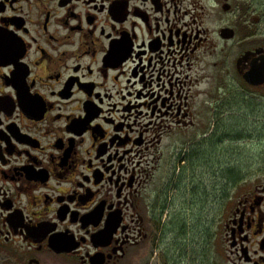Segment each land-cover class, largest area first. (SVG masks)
<instances>
[{
    "label": "flooded vegetation",
    "instance_id": "1",
    "mask_svg": "<svg viewBox=\"0 0 264 264\" xmlns=\"http://www.w3.org/2000/svg\"><path fill=\"white\" fill-rule=\"evenodd\" d=\"M192 7L207 19V0H0V245L23 264H127L147 236L142 149L151 155L165 132L196 119L225 118L218 107L239 85L208 82L207 30L187 23ZM262 24H248L234 76L249 116L255 94L264 98ZM224 29L221 41L239 36ZM231 184L241 194L215 264H264V168ZM52 239L74 246L57 253Z\"/></svg>",
    "mask_w": 264,
    "mask_h": 264
},
{
    "label": "rangeland",
    "instance_id": "2",
    "mask_svg": "<svg viewBox=\"0 0 264 264\" xmlns=\"http://www.w3.org/2000/svg\"><path fill=\"white\" fill-rule=\"evenodd\" d=\"M226 4L231 6L228 11L222 8ZM207 5V19L200 7H192L193 19H187L192 28L207 30V61L200 67L207 70L209 83L219 74L218 82L224 81L233 92L239 85L237 95L218 107L227 111L222 120L196 119L192 128L165 132L158 151L151 155L142 149L139 158L149 178L140 190L139 213L147 236L139 248L130 250L127 264L218 262L227 208L233 203L232 194H241L236 189L239 185L231 183L238 176L264 168V98L255 94L254 114L249 116L243 104L246 93L234 79L237 58L249 47L243 38L248 24H264V0H207ZM221 28H234L239 36L231 42L221 41ZM153 126L150 120L139 118V132L152 134ZM213 127L217 131L210 132ZM13 253L1 244L0 264H23L24 257ZM45 264L74 263L47 257Z\"/></svg>",
    "mask_w": 264,
    "mask_h": 264
},
{
    "label": "water",
    "instance_id": "3",
    "mask_svg": "<svg viewBox=\"0 0 264 264\" xmlns=\"http://www.w3.org/2000/svg\"><path fill=\"white\" fill-rule=\"evenodd\" d=\"M223 35L225 38H232L233 35V31L232 30H224ZM245 78L249 81H253V79L250 78L249 74L245 75ZM256 83L255 84H259V78L257 76V78H255ZM45 232H43L44 234ZM52 248L53 250H55L57 253H66V252H70L72 250L73 246H68V242L67 241H62V245L60 243H58V241L56 239H52ZM32 264V263H31Z\"/></svg>",
    "mask_w": 264,
    "mask_h": 264
}]
</instances>
